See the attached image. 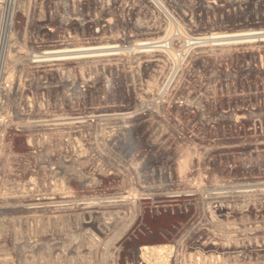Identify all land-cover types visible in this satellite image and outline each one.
I'll return each mask as SVG.
<instances>
[{"label": "built area", "instance_id": "1", "mask_svg": "<svg viewBox=\"0 0 264 264\" xmlns=\"http://www.w3.org/2000/svg\"><path fill=\"white\" fill-rule=\"evenodd\" d=\"M32 9L0 14V154L27 143L17 155L31 175L53 143H78L84 179L119 177L142 191L137 143H190L198 166L209 154L221 161L225 121L253 113L245 85L264 69V0H95V34L81 44L55 38ZM202 188L193 178L191 192Z\"/></svg>", "mask_w": 264, "mask_h": 264}, {"label": "rangeland", "instance_id": "2", "mask_svg": "<svg viewBox=\"0 0 264 264\" xmlns=\"http://www.w3.org/2000/svg\"><path fill=\"white\" fill-rule=\"evenodd\" d=\"M59 2L64 10L55 8ZM30 6L39 26L57 28L55 38L65 32L81 44L95 34V0H0V14ZM258 75L257 84L245 85L253 113L243 109L239 123L225 121L229 140L221 161L209 154L198 166L190 143L181 149L179 143H137L138 161L145 160L140 197L119 195L133 192L128 179H84L78 143H53L50 160L38 157L32 175L30 162L17 155L27 143L8 144V155L0 154V264H166L145 258V247L167 251L168 264H264V193H236L254 190L255 177L264 179V69ZM194 176L210 193L230 192L215 196L202 188L193 195ZM89 221L104 224L103 233Z\"/></svg>", "mask_w": 264, "mask_h": 264}, {"label": "bare ground", "instance_id": "3", "mask_svg": "<svg viewBox=\"0 0 264 264\" xmlns=\"http://www.w3.org/2000/svg\"><path fill=\"white\" fill-rule=\"evenodd\" d=\"M84 48L82 47H78V48H76V49H74V50H71V52L69 53L70 55H71V57L72 58H74V59H80L81 57H83V56H81V54H83V53H85V52H82V50H83ZM43 157V156H42ZM78 157H79V155H78ZM78 159V158H77ZM186 166V165H185ZM198 177V176H197ZM58 178V177H57ZM60 178V177H59ZM193 178V177H192ZM194 178H195V176H194ZM252 180V182H254V183H252V185H250V186H254V190H248L247 188V190L245 189V191L244 192H251V194L253 193V192H255V191H257V190H259L260 192H262V193H264V179L262 178V177H255V178H253V179H251ZM191 185V184H190ZM207 185V184H206ZM205 185V186H206ZM245 185V184H244ZM189 186V185H188ZM185 187V186H184ZM191 188V187H190ZM129 192V191H128ZM198 192V191H197ZM197 192H195V193H197ZM203 192H205V191H203ZM142 194H138L137 192H132V193H119V195H123V196H125V197H123L122 199H126V197H131V198H136V197H140V195L142 196L143 195V193L145 194V190H143L142 192H141ZM185 193V192H184ZM190 192H188V194L187 195H190L189 194ZM199 193V192H198ZM246 193V194H247ZM192 194H193V192H192ZM191 194V195H192ZM216 194H219V193H216ZM163 195V194H162ZM190 195V196H191ZM194 195V194H193ZM61 196V195H60ZM113 201H115V200H112L111 202H113ZM217 206V205H216ZM222 207V205H220V210L221 209H223V208H221ZM216 208V207H215ZM30 212V211H29ZM33 217V216H32ZM91 220V219H90ZM39 223V222H38ZM88 225H91L92 227H95L99 232H102L103 233V231H104V228H105V226H104V224H102V223H98V225H96L95 223H93L92 221H89V222H86ZM38 225V224H37ZM1 226V225H0ZM30 226V225H29ZM33 226V225H32ZM84 226V225H83ZM3 227V226H2ZM36 230H37V227L35 228ZM30 230H32V229H30ZM18 232H19V230H18ZM24 238V237H23ZM95 238V237H94ZM15 240V239H14ZM18 240V239H17ZM19 241V240H18ZM198 241V240H197ZM17 242V241H16ZM26 242V241H25ZM147 244L149 243V242H146ZM88 244V243H87ZM90 244V243H89ZM106 244V243H105ZM204 245L206 244V243H203ZM91 245V244H90ZM154 245V244H153ZM153 245H152V247H153ZM196 246V245H195ZM206 247H209L210 245L209 244H207V245H205ZM204 246V247H205ZM261 246V245H260ZM92 248H93V246H91ZM156 247V246H155ZM214 247V246H213ZM150 248V247H149ZM241 248V247H240ZM33 249V248H32ZM202 249V248H201ZM91 250V249H90ZM166 250V249H165ZM236 251V250H235ZM112 252V251H111ZM144 253H145V258L146 257H148L149 255H152V258H153V256H156L157 258H160V260H163L164 261V263H166V264H168L169 263V261L170 260H168V258H169V253L167 252V251H163V250H155V249H152L151 250V248L150 249H147V247H145V249H144V251H143ZM241 252V251H240ZM240 252H238L237 254H239ZM103 253H104V251H103ZM120 253H122V251L120 252ZM226 254V253H225ZM122 255V254H121ZM139 259V258H138ZM3 260V259H2ZM141 260V259H140ZM143 260V259H142ZM141 260V261H142ZM4 261V260H3ZM2 261V262H3ZM1 262V261H0ZM151 263H153L152 262V259H151V261H150ZM4 264H6V262H4ZM35 264V263H34ZM184 264V263H183Z\"/></svg>", "mask_w": 264, "mask_h": 264}]
</instances>
